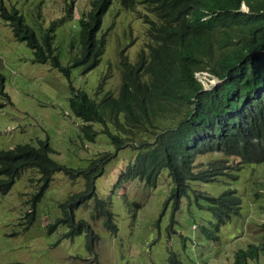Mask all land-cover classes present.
I'll return each instance as SVG.
<instances>
[{
    "label": "rangeland",
    "instance_id": "obj_1",
    "mask_svg": "<svg viewBox=\"0 0 264 264\" xmlns=\"http://www.w3.org/2000/svg\"><path fill=\"white\" fill-rule=\"evenodd\" d=\"M91 1L72 0L69 15L65 13L70 0H0V5L16 8L37 35L51 19L56 23L63 14L55 25L53 47L60 63L67 66L78 51L73 40L79 28L77 17L90 8ZM142 12L140 4L124 9L118 0H110L97 31L104 40L99 62L85 72L84 63L70 66L67 76L48 62L32 61V50L16 40L0 19V148L22 142L36 146L38 140H47L52 148L48 155L73 169H83L101 152H110L109 161L95 175L94 191L97 197L109 199L116 226L113 232L105 226V216L88 196L71 208L73 227L82 219L87 229L83 225L80 233L70 237L63 236L69 227L61 223L48 229V223L63 216L59 203L69 193L85 188L80 175L70 178L61 170L52 174L35 203L33 220L27 223L25 213L32 209L30 198L38 189V172L27 167L0 193V264H230L237 248L251 241L264 245V160L243 164L235 170L236 176L189 180L174 208L166 168L160 170L153 186L133 178L123 184L121 192L112 184L135 149L125 144L115 150L98 121L92 122L93 140L81 136V119L69 107V85L96 103L107 89L117 95L123 57L133 62L140 49H147ZM195 161H206V157L198 155ZM225 188L234 189L240 197V210L219 226L217 239H213L201 228H210L212 221L211 213L200 206L205 203L202 194L217 195ZM91 232L94 236L90 237ZM258 255L248 264H264L261 249Z\"/></svg>",
    "mask_w": 264,
    "mask_h": 264
},
{
    "label": "trees",
    "instance_id": "obj_2",
    "mask_svg": "<svg viewBox=\"0 0 264 264\" xmlns=\"http://www.w3.org/2000/svg\"><path fill=\"white\" fill-rule=\"evenodd\" d=\"M118 1L124 9H132L137 3L142 6L149 37L147 53L133 63L122 59L117 95L107 89L99 103L69 85V107L81 119L83 138L93 140L96 130L92 122L98 121L115 150L127 144L136 151L118 171L112 187L122 192L123 184L133 178L153 186L160 170L166 168L173 182L170 197L177 208L189 180L210 181L221 174L236 175L224 171L227 156L235 155L244 163L264 160V0ZM71 2L66 15L71 13ZM108 2L92 0L90 8L78 16L79 28L73 38L78 51L67 66L60 63L52 45L54 20L37 35L16 8L4 9L0 5V19L9 25L16 40L32 50V61L48 62L67 76L70 66L84 63L85 72L99 62L103 37H98L97 31ZM241 3L245 10L240 8ZM202 69L220 78L213 88L201 89L195 79L193 71ZM100 86L101 83L98 90ZM50 151L47 140H38L36 146L22 142L0 148V193L23 169L37 170L40 183L30 198L32 209L25 213L28 223L55 171L61 170L70 178L80 175L85 188L69 193L59 203L63 216L48 223V229L61 223L69 227L63 236L80 233L87 223L80 219L73 227L71 208L82 198L92 196L94 208H100L98 213L105 216V226L115 231L109 199L97 197L94 191L95 175L111 153L102 152L85 168L73 169L53 160L48 155ZM204 153L206 161L196 163V156ZM202 196L205 203L200 206L211 213L212 221L210 228H201L206 236L217 238L219 226L239 214L240 197L232 188ZM260 249L264 245L259 243L238 248L230 264H248Z\"/></svg>",
    "mask_w": 264,
    "mask_h": 264
},
{
    "label": "clouds",
    "instance_id": "obj_3",
    "mask_svg": "<svg viewBox=\"0 0 264 264\" xmlns=\"http://www.w3.org/2000/svg\"><path fill=\"white\" fill-rule=\"evenodd\" d=\"M109 2H110V0H109ZM109 2H108V4H109ZM138 4V3H137ZM121 5V4H120ZM108 5H106V7H107ZM105 7V8H106ZM135 7V6H134ZM240 8L242 9V10H245L246 8H245V6L243 5V3H241V6H240ZM143 13V12H142ZM66 14V13H65ZM64 14V15H65ZM71 14V13H70ZM80 15V14H79ZM78 15V16H79ZM63 16V14L61 15V17ZM60 17V18H61ZM142 17V16H141ZM60 18H58V20H57V22L59 21V19ZM78 18V17H77ZM52 20V19H51ZM50 20V21H51ZM54 20V23H55V19H53ZM143 20V19H142ZM49 21V22H50ZM57 22L55 23V25L57 24ZM55 25H54V29H55ZM52 45H53V43H52ZM103 45H104V40H103ZM147 45V44H146ZM102 51H103V48H102ZM101 51V52H102ZM147 53V49H146V51H144L143 49H140L139 50V52L137 53V55H136V58H135V60L133 61V62H135L136 60H139V59H141V58H143L144 56H145V54ZM100 55H101V53H100ZM124 58V57H123ZM126 58V61L127 62H129V63H133V62H130V61H128L127 60V57H125ZM100 59V58H99ZM122 65V61H121V63H120V66ZM193 75H194V77H195V79L196 80H198L199 81V83H200V85H201V89H210V88H213L219 81H220V78H218L216 75H213V74H211V73H209L207 70H205V69H202V70H194L193 71ZM43 141V140H42ZM28 143V142H27ZM15 145V144H14ZM13 146V145H12ZM12 146H10V147H12ZM35 146V145H34ZM102 153V152H101ZM110 153V152H109ZM201 155H206L205 153L204 154H201ZM206 159H207V157H206ZM226 160L224 161V163H225V165L227 166L225 169H224V171H226V170H228L229 172H231V173H234V174H237L236 172L237 171H235L236 169H240L242 166H243V164H245V163H259V162H239V158L237 157V156H235V155H229V156H227L226 158H225ZM263 161V160H262ZM261 162V161H260ZM238 163H242V164H240V166L238 167V168H235V166L236 165H238ZM32 168V167H31ZM35 169V168H34ZM37 171V170H36ZM225 175V174H224ZM226 175H229V174H226ZM1 176V175H0ZM38 176H39V174H38ZM230 176V175H229ZM236 176V175H235ZM157 178V177H156ZM171 179V178H170ZM37 180H38V178H37ZM172 181V180H171ZM39 183H40V181L38 180V185H39ZM172 184H173V182H172ZM12 185V184H11ZM10 188V187H9ZM8 188V189H9ZM3 193H5V192H3ZM236 193V192H235ZM264 223V222H263ZM47 224V223H46ZM47 226H48V224H47ZM213 239H217V238H213ZM248 243H252V244H257L256 242H253V241H251V242H248ZM248 243H247V245H248ZM239 248H243V247H239ZM246 248V247H245ZM238 249V248H237ZM236 249V250H237ZM235 250V251H236ZM234 251V252H235ZM262 252L264 253V249L262 250ZM233 255H234V253H233ZM258 256L259 255H257V257L256 258H258ZM253 259V258H252ZM232 261H233V259H232ZM231 261V262H232ZM248 261H249V259H248Z\"/></svg>",
    "mask_w": 264,
    "mask_h": 264
}]
</instances>
